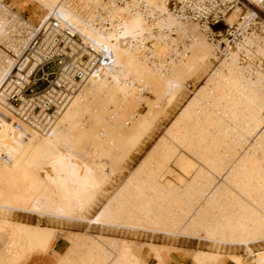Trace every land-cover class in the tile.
Listing matches in <instances>:
<instances>
[{"label": "rangeland", "instance_id": "374dc122", "mask_svg": "<svg viewBox=\"0 0 264 264\" xmlns=\"http://www.w3.org/2000/svg\"><path fill=\"white\" fill-rule=\"evenodd\" d=\"M6 1L32 23L38 24L47 11L31 0ZM244 11H240L239 15L243 16ZM258 21L250 26V31L264 47V23ZM181 22L185 25L182 31L190 36L191 41L193 35H201L210 54L198 70L180 71L181 89L170 103L164 104L165 108L161 110L160 83L144 73L138 81L144 87L141 89V100L126 104L128 96L124 99L107 85L97 84L91 87L82 105L72 115L74 126L59 141H62L64 158L74 160L64 163L68 167L66 172L71 169L77 171L78 176L86 175V172L95 174V183L87 189L65 187L59 191L62 187L58 184L60 179L51 178L50 174H60L62 180L66 176L62 168L51 169L55 153L53 147L40 144L33 133L14 135L11 124L0 121V204H3L0 205V222L6 223V226H0V264H21L33 253L43 252L55 234L64 236L69 232H78L82 244L68 250V259L64 264H165L164 253L175 245L188 248L186 252L191 258L198 252H207L218 263L222 258H229L232 261L239 259L241 264H257L264 252V220L257 227L256 237L250 239H245L247 231L231 228L229 239L225 240L220 229L229 224L240 206H256L250 198L253 191L257 190V195L264 196V159H259L262 153L251 154L257 158L256 168L253 175H247L237 169L232 170L246 155L235 156L241 145V136L236 133L233 134L234 142L225 149L227 159L213 165L204 155L198 157L196 152L199 150H195L191 143L168 137L172 122L197 89L204 85L208 74L220 69L221 62L228 59L195 24ZM153 27L160 28L154 25L150 26V30ZM177 35L175 32L170 34L174 38ZM182 40L183 43L188 42L187 39ZM150 43L153 41H149L148 45ZM257 46L252 44L249 54H243L244 62H239L242 52L239 51L237 58L238 67L250 71L252 76L257 68L264 71V55L256 52ZM236 49L232 47L228 55ZM158 58L163 56L160 54ZM115 65L113 68H120L119 63ZM150 68L155 69L151 65ZM161 73L157 71L155 76ZM147 104L155 110L152 117L137 124L134 116L127 115L126 106L138 115H144L148 110ZM122 114L126 115L121 118ZM104 147L106 149L102 151ZM223 149L219 145L213 153ZM166 151L169 153L165 154ZM29 153H35L39 160H30ZM191 162L195 164V169L189 168ZM82 170L84 173L80 172ZM135 170V176L128 179ZM196 171L199 181L193 182ZM215 175H221L224 183L218 184L214 194L203 199L200 195L202 189L194 192L196 187L202 188ZM152 178L159 182L149 184ZM260 182H263L262 186L258 185ZM31 185L39 188L45 185L57 203H51L41 213L24 209L23 199ZM174 185L180 186L182 191L174 192L171 189ZM12 190L13 195H10ZM148 192L160 194L157 203L150 204L154 211L162 212L158 219L145 217L138 209L136 200ZM148 198L144 199L146 203H149ZM59 202L70 203L72 207L64 212ZM197 202L201 204L198 209L203 214L202 225L200 219L195 223L189 219ZM109 209L110 216H117L118 210L121 211V219H115L116 223L101 218L104 210ZM130 212L135 213L132 216ZM125 219H140L145 225L162 219L159 227L164 229L132 227ZM30 235L45 238L48 242L39 247ZM109 240L118 244L114 245ZM101 242H104L103 246Z\"/></svg>", "mask_w": 264, "mask_h": 264}, {"label": "bare ground", "instance_id": "6f19581e", "mask_svg": "<svg viewBox=\"0 0 264 264\" xmlns=\"http://www.w3.org/2000/svg\"><path fill=\"white\" fill-rule=\"evenodd\" d=\"M0 1H5L8 6H10L6 0ZM31 1L38 3L42 8L47 10L41 17L39 23L43 22L54 9H61L62 0ZM135 1L139 5H143L146 9L144 11H133L128 3L119 6L115 10V15L120 19L119 28L107 31V33L103 35L90 32L111 49L114 56L113 66L119 63L120 68L111 67L103 74L89 78L73 96L50 132L43 135L33 133L40 144L53 147L55 153L51 163V169L62 168L65 171V180H62L63 177L60 174H50L51 178L57 177L60 179L58 184L62 187L59 191H63L65 187H69L72 190H82L93 185L96 181L95 174L91 172H86V175L83 174V176H78V172L72 171L71 169L66 172L68 167L64 163L67 160H74L69 159V157L67 159L64 158L62 155L63 148H61L62 141H59V139L65 136L74 126L72 115L82 105L92 86L97 84L107 85L109 89H114L119 92L124 99L128 96L126 101V104H128V102L139 101L143 98L141 89L144 87L141 86L138 81H140L144 73L149 74L155 77L162 87V110L165 108L163 107L164 104L170 103L181 89L182 79L180 77V71L198 70L210 54L201 35H193L194 39L191 41L190 36L182 31L185 29V25L170 12L167 7V0ZM240 11L241 9L236 7L228 16L227 22L231 24L238 20L237 17L241 16L239 15ZM252 12L253 10L249 9L242 18L250 17ZM27 22L30 25H34V23L29 20H27ZM3 25L4 19L0 16L1 29ZM154 25H158L160 28L153 27L150 30V26ZM173 32L178 34L176 38L170 36ZM182 39H187L188 42L183 43ZM149 41H153L150 57L157 59L158 62L156 63L154 59L152 60L146 54V43ZM254 42L257 43L256 36L251 34V36L245 37L242 42L237 44L236 51L228 55L227 60L221 62V68L215 69L208 74L204 85H201L197 89L196 93L185 105L177 119L172 122L171 128L168 131L169 139L182 143H191L195 150H199L196 152V155L198 157L204 155L205 158L209 159L208 161L211 165L224 162L227 159L225 149L234 142L233 134H238L241 136V145L235 156L239 157L244 154L246 155L242 158L240 157L241 161L239 165H233L234 168L232 170L237 169L241 173L247 175H253L256 168L257 158L252 157L251 154L255 155L262 153L259 159H264V71L257 68L255 75L252 76L250 71L243 69L242 66L238 67L239 63L237 61L239 51L243 50L245 53L249 54L251 51L250 46ZM179 43L183 45V50L181 52L177 48ZM256 52L264 55V47L261 45L257 46ZM211 53V57H213V50ZM160 54L163 58H158ZM12 64L13 61L1 67L0 83L9 72ZM149 64L155 69H151ZM157 71L162 73L155 76ZM132 89H134L133 92ZM147 106L148 110L144 115H138L135 110L128 109L126 106L127 115L134 116L136 123L139 124L142 120L152 117L155 111L149 104H147ZM124 115L126 114H122L120 117L123 118ZM219 145L223 146L224 149L219 153H213L214 149L218 148ZM105 149L104 147L102 151H105ZM164 153H169V151ZM164 153L163 155L168 157V155L166 156ZM28 158L35 162L39 160L35 153H29ZM193 164V162L189 164L190 169H195V164ZM80 172L84 173L83 170ZM135 172L136 170L131 173L128 179H132L135 176ZM67 174L70 175L67 177ZM196 175L197 171L194 177H192L193 182L199 181ZM156 182L158 183L159 181L156 178H152L148 183L153 185ZM221 183H224L223 177H221V175H215L213 176V180H207L202 188L198 186L194 192H198L202 189V194L200 195L203 199H207L209 195L214 194L215 189L217 190L219 188L218 184ZM258 185L262 186L263 182H260ZM171 189L176 193L182 191L181 187L177 185H174ZM13 192L12 190L9 194L13 195ZM253 193L254 194H252L250 198L254 200L256 206H240L234 214L235 217L229 221V224L220 229L222 234L225 235L223 239H229L228 235L230 234L231 228L247 231L248 236L245 237V239L256 237L257 227H259L261 221L264 220V196L257 195V190L253 191ZM142 195L143 196H139L136 200L139 206L138 209L141 210L142 214L145 217H150V219H158V215L162 216V212L154 211L150 207V204L154 205L157 203L160 194L158 192H148ZM51 196L53 195L47 191L45 185L42 188L31 185L30 191L26 194V198L23 199V207L24 209L37 213L44 212L48 205L57 203ZM146 196L147 198L149 197V203L144 201ZM0 205L3 206V204ZM58 205L64 208V212L69 211L72 207V204L65 202H59ZM200 205V202H197L193 213L189 215V219L192 223L203 218L202 211L198 209ZM117 213V216H110V209L104 210L101 218L106 222L116 223L115 219H121V211L118 210ZM134 213L135 212H130L132 216ZM125 220L129 226L140 229H164L159 227V224L163 223L162 219L157 220V222L155 221L152 225H145L140 219ZM199 222H201V225L203 224L202 220ZM5 224L4 221L0 222V226L2 227L6 226ZM217 233H219V231ZM29 237L39 247H42L48 242L47 239L39 238L38 236L35 237L34 235H30ZM104 242H101L102 246ZM110 243L114 245L118 244V242L115 243L114 241H110ZM154 252L155 254L158 253L156 249H154ZM192 259L198 264L217 262V260L211 257L207 252H198ZM233 262L235 264H241L239 259H233ZM257 264H264V252Z\"/></svg>", "mask_w": 264, "mask_h": 264}, {"label": "built area", "instance_id": "2783aa9c", "mask_svg": "<svg viewBox=\"0 0 264 264\" xmlns=\"http://www.w3.org/2000/svg\"><path fill=\"white\" fill-rule=\"evenodd\" d=\"M127 3L133 11L146 9L135 0H62L61 9L30 25L0 1V69L13 61L0 83V121L11 124L14 135L50 132L82 85L113 67L111 49L90 32L103 35L119 28L115 10ZM167 7L179 20L195 24L227 57L251 36L253 23H264V0H167ZM236 7L253 12L230 24L227 18ZM146 48L150 57L152 43ZM177 48L181 52L183 45ZM240 52L239 62H244L246 53Z\"/></svg>", "mask_w": 264, "mask_h": 264}, {"label": "crops", "instance_id": "0c3cea01", "mask_svg": "<svg viewBox=\"0 0 264 264\" xmlns=\"http://www.w3.org/2000/svg\"><path fill=\"white\" fill-rule=\"evenodd\" d=\"M55 232L57 231L54 229ZM78 232L67 234H55L50 245L43 252H36L30 255L21 264H64L67 260L68 250L74 249L82 244L78 238ZM77 235V240L75 237ZM173 249L164 253L165 264H196L191 256L186 252L188 248L182 245L172 246ZM205 264H235L229 258H222L221 262H209Z\"/></svg>", "mask_w": 264, "mask_h": 264}]
</instances>
